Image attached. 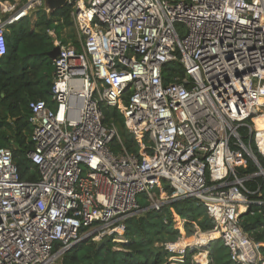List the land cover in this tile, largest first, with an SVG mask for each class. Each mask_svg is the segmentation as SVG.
Wrapping results in <instances>:
<instances>
[{
  "label": "built area",
  "instance_id": "built-area-1",
  "mask_svg": "<svg viewBox=\"0 0 264 264\" xmlns=\"http://www.w3.org/2000/svg\"><path fill=\"white\" fill-rule=\"evenodd\" d=\"M66 5L75 42L47 30L59 48L53 106L29 103L27 157L38 179L21 180L11 150L0 146V264H56L89 237L125 242V220L144 209L139 195L153 209L198 199L214 223L204 232L213 233L208 241L221 239L233 263L264 264L239 224L250 203H261L249 200L244 187L257 173L237 172L248 158L256 164L240 129L264 155V126L257 123L264 121V0ZM39 9L47 12L45 0H0V56L7 26ZM170 62L181 64L183 74L165 85L162 68ZM102 105L119 109L140 156L126 151L113 123H104ZM180 240L162 243L171 263L198 246L193 262H208L206 243L179 246ZM202 254L203 263L196 257Z\"/></svg>",
  "mask_w": 264,
  "mask_h": 264
},
{
  "label": "trees",
  "instance_id": "trees-1",
  "mask_svg": "<svg viewBox=\"0 0 264 264\" xmlns=\"http://www.w3.org/2000/svg\"><path fill=\"white\" fill-rule=\"evenodd\" d=\"M70 12L69 5L49 14L39 9L35 12L34 21L28 15L17 23L8 25L5 33L6 52L0 56V146L11 150L12 161L23 181L38 179L37 168L27 157L33 149L29 103L43 99L48 106H53L50 86L54 65L48 56L53 48V37L47 30H53L55 36L63 42L74 43L75 32ZM182 74L181 64L167 63L162 68L163 83L169 84ZM127 96L128 94L125 99ZM101 111L104 123H113L118 129L126 151L140 156V145L134 135L125 129L119 109L102 105ZM239 134L264 169V155L249 137L244 136L245 130L240 129ZM144 141L149 145L147 137ZM110 149L115 152L119 149L116 140L111 141ZM147 152L151 153V150L148 149ZM237 172L240 176L255 174L258 166L248 158L246 166L239 167ZM161 187L167 195L172 192L164 181L161 182ZM244 187L249 192V200L261 203H250L247 210L240 214L239 224L243 232L258 244L264 256V177L252 176L244 182ZM137 202L144 209L125 220V242H114L110 237L106 244L97 246L98 242L90 237L82 239L66 249L56 264H170L169 253L164 250L162 243L175 241L181 235L207 232L214 226L204 205L194 197L165 203L160 209L149 208V202L143 195L138 196ZM204 248L208 252L207 264H236L230 260L229 249L221 239L209 241ZM195 252L196 250H187L182 261L176 262L195 264L192 260Z\"/></svg>",
  "mask_w": 264,
  "mask_h": 264
},
{
  "label": "water",
  "instance_id": "water-1",
  "mask_svg": "<svg viewBox=\"0 0 264 264\" xmlns=\"http://www.w3.org/2000/svg\"><path fill=\"white\" fill-rule=\"evenodd\" d=\"M66 5V0H45V6L48 9L46 14H49L51 11L62 8ZM58 46H53V48L48 52V56L53 60L55 56L58 53ZM256 165L258 166V172L257 175H261L264 177V169L259 165L257 159H256ZM86 239V238H84ZM108 241V238H104L101 242L97 244V246H100L102 244H106ZM209 241L206 242V245L208 244Z\"/></svg>",
  "mask_w": 264,
  "mask_h": 264
},
{
  "label": "bare ground",
  "instance_id": "bare-ground-1",
  "mask_svg": "<svg viewBox=\"0 0 264 264\" xmlns=\"http://www.w3.org/2000/svg\"><path fill=\"white\" fill-rule=\"evenodd\" d=\"M258 125H261V126H264V121L263 122H257ZM213 233H211L210 235L208 234H200L199 236H191L189 238H184V239H181L179 242H178V245L179 246H185V245H194V244H205L209 239H210V236H212ZM197 259L199 260V262L203 263L204 262V255H200V256H196Z\"/></svg>",
  "mask_w": 264,
  "mask_h": 264
},
{
  "label": "rangeland",
  "instance_id": "rangeland-1",
  "mask_svg": "<svg viewBox=\"0 0 264 264\" xmlns=\"http://www.w3.org/2000/svg\"><path fill=\"white\" fill-rule=\"evenodd\" d=\"M37 10H35V11H32L31 12V18H32V21H34L35 19H36V12ZM45 13V12H44ZM180 29L182 30V28L180 27ZM66 34V31H64V35ZM200 233H204V232H200ZM191 236H198L197 234H193V235H191ZM191 236H186V235H181L180 236V238L182 239H184V238H189V237H191ZM200 249V247L198 246L197 247V249H194V250H196V252L198 251ZM195 257H193V259H194ZM171 264H180V263H178V262H172Z\"/></svg>",
  "mask_w": 264,
  "mask_h": 264
},
{
  "label": "crops",
  "instance_id": "crops-1",
  "mask_svg": "<svg viewBox=\"0 0 264 264\" xmlns=\"http://www.w3.org/2000/svg\"><path fill=\"white\" fill-rule=\"evenodd\" d=\"M180 227V230L182 229V225L179 226Z\"/></svg>",
  "mask_w": 264,
  "mask_h": 264
},
{
  "label": "clouds",
  "instance_id": "clouds-1",
  "mask_svg": "<svg viewBox=\"0 0 264 264\" xmlns=\"http://www.w3.org/2000/svg\"><path fill=\"white\" fill-rule=\"evenodd\" d=\"M31 15V14H30ZM6 31H7V28H6ZM207 264V263H206Z\"/></svg>",
  "mask_w": 264,
  "mask_h": 264
}]
</instances>
